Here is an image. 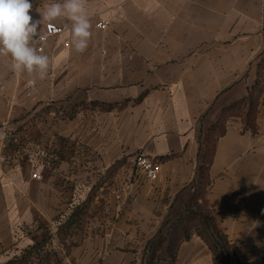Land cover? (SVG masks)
Instances as JSON below:
<instances>
[{
	"label": "crops",
	"instance_id": "crops-1",
	"mask_svg": "<svg viewBox=\"0 0 264 264\" xmlns=\"http://www.w3.org/2000/svg\"><path fill=\"white\" fill-rule=\"evenodd\" d=\"M30 2L41 19L37 8L63 0ZM85 11L83 53L70 20L43 22L45 79L0 57V264L49 237L60 264H142L197 184L236 259L263 261L264 0H86ZM47 24L62 33L43 41ZM252 92L250 129L249 104L224 111ZM137 155L157 163L155 181L134 176ZM82 203L66 248L59 221ZM174 264L214 260L194 237Z\"/></svg>",
	"mask_w": 264,
	"mask_h": 264
},
{
	"label": "trees",
	"instance_id": "trees-1",
	"mask_svg": "<svg viewBox=\"0 0 264 264\" xmlns=\"http://www.w3.org/2000/svg\"><path fill=\"white\" fill-rule=\"evenodd\" d=\"M247 104L250 106L248 127L252 129V121L255 119L253 113L257 105V100H255L253 92L249 97L227 108L224 114L239 113ZM96 106L105 111L113 109L111 105ZM8 150H14L10 143L8 144ZM194 189V195L191 200L179 213L178 218L170 222L168 231L164 235L157 237L144 250L142 264H161L162 262L174 264L176 262L179 245L183 242L190 241L194 237L201 239L208 246L212 253L214 264H242L235 258L233 246L230 245L226 236L219 230L214 215L208 210L206 205L202 204V191L199 185L194 186ZM87 208L88 206L82 203L74 208L65 220L59 221L57 235L60 243L66 248L75 244L72 238L77 229L82 230L84 219L88 215ZM178 238H180L179 242L176 241ZM48 241H52V238L49 237L42 242L29 246L22 252L21 256H15L4 264H38L33 260L36 258L35 256L39 259L42 253H44L43 259L51 262V258L57 256L58 253L53 249H45ZM158 253L162 254V259ZM43 259L42 261H44ZM60 261V259L56 258V263ZM255 264H264V260Z\"/></svg>",
	"mask_w": 264,
	"mask_h": 264
},
{
	"label": "clouds",
	"instance_id": "clouds-1",
	"mask_svg": "<svg viewBox=\"0 0 264 264\" xmlns=\"http://www.w3.org/2000/svg\"><path fill=\"white\" fill-rule=\"evenodd\" d=\"M86 0H63L36 9L41 19H33L30 0H0V57L11 58V68L17 72L35 73L39 79L48 74L50 60L33 46L40 35L44 21L49 23L65 17L72 22V45L83 53L88 47L91 23L85 11ZM4 134L0 132V139Z\"/></svg>",
	"mask_w": 264,
	"mask_h": 264
},
{
	"label": "built area",
	"instance_id": "built-area-1",
	"mask_svg": "<svg viewBox=\"0 0 264 264\" xmlns=\"http://www.w3.org/2000/svg\"><path fill=\"white\" fill-rule=\"evenodd\" d=\"M99 28L105 29V25L102 23L97 25ZM62 33V29L53 25L47 24L45 27V34L41 37L44 41L46 38L50 37H57ZM31 85H28V88ZM42 166L37 167V171L32 175L33 179L39 180L40 173L42 171ZM143 176L147 181H155L158 176V165L152 159L144 156V155H137L136 156V163L134 168V176Z\"/></svg>",
	"mask_w": 264,
	"mask_h": 264
},
{
	"label": "rangeland",
	"instance_id": "rangeland-1",
	"mask_svg": "<svg viewBox=\"0 0 264 264\" xmlns=\"http://www.w3.org/2000/svg\"><path fill=\"white\" fill-rule=\"evenodd\" d=\"M67 115H69V114H67ZM67 115L64 113V114H62V115H59V113L57 114V116H60V117H67ZM38 166H42L41 165V163L38 165ZM77 206H79V205H77ZM77 206H75L74 208H76ZM74 209H72L71 210V212L73 211ZM70 212V213H71ZM179 240H180V238H178L176 241L177 242H179ZM66 245V244H65ZM46 250H51V249H53L54 250V246H53V243H52V241H48V244H47V246H46V248H45ZM55 251V250H54ZM22 255V254H21ZM21 255H19V256H21ZM158 255H159V257L162 259V254L161 253H158ZM43 256H44V253H42L41 254V257L38 259V257L37 256H35L36 258L33 260V261H35L36 263H38V264H48V263H50V264H60L61 263V261H62V259L61 258H59V255H57V256H55V257H53V258H51V262H48V261H46V260H44L43 259ZM56 258H58V259H60L61 261L59 262V263H56ZM236 258V257H235ZM42 259L44 260V261H42ZM41 260V261H40ZM161 264H164L163 262L161 263Z\"/></svg>",
	"mask_w": 264,
	"mask_h": 264
}]
</instances>
